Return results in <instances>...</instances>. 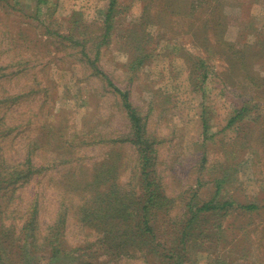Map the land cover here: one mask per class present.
<instances>
[{
  "label": "rangeland",
  "instance_id": "1",
  "mask_svg": "<svg viewBox=\"0 0 264 264\" xmlns=\"http://www.w3.org/2000/svg\"><path fill=\"white\" fill-rule=\"evenodd\" d=\"M111 1H0V150L8 160L5 165H25L30 159L38 169L47 168L43 175L34 174L27 184L0 189V227L19 231L37 198L42 229L54 225L62 201L63 171L75 164L91 167L106 160L111 152L116 160L119 158V183L130 187L138 154L126 141L131 132L122 103V94L126 93L146 119L149 134L156 138V176L166 197L176 199L170 210L160 214L158 225L168 229L173 222L183 220L181 197L197 192L201 199H210L215 179L226 168L229 181L223 196L239 205L259 204L263 211L247 216L231 210L223 221L217 215L210 217L207 226L220 221L229 230L241 224L245 229L260 228V232L264 229V143L256 142L257 153L251 151L252 147H239L236 155L230 152L235 145L245 144L241 136L252 131L261 136L264 89H243L234 84L226 72L228 64L221 56V46L213 47V42L210 46L204 38H222L218 31L226 28V40L239 46H260L258 52H262L254 67L264 76V0H203L193 17L183 14L174 18L166 14L170 10H164L162 0H117L110 41L100 48L96 64L105 77L94 73L82 47L74 41L87 40L84 50L91 61L95 60L94 44L104 32ZM215 13L222 14L223 29H213ZM206 21L210 22L209 30L202 26ZM143 55L148 58L134 67V60ZM199 60L205 61L209 70L203 93L197 92L193 87L196 81L192 82L193 74L203 71L195 69ZM246 101L257 106L248 116L255 118L262 112V120L250 128L244 126L241 133L236 125L227 128L235 108ZM44 129H52L64 140L46 141V137H40ZM233 143L237 144L231 148L229 144ZM71 217L62 229L61 241L71 252L62 258L63 264H105L109 258L87 244L97 233ZM158 232L157 243L163 238ZM241 233L238 230L234 236L238 239ZM258 233L242 238L246 243L238 251L232 249L233 234L224 236L226 244L191 238L181 264H208L210 259L232 253L237 264H260L262 254L253 255L260 241ZM176 242L181 244L179 239ZM18 245L9 244V248L19 254ZM244 246L248 248L247 260L242 259ZM47 255V251H39L22 264H47ZM18 263L19 257L14 255L13 264ZM108 264L145 263L141 256Z\"/></svg>",
  "mask_w": 264,
  "mask_h": 264
},
{
  "label": "trees",
  "instance_id": "2",
  "mask_svg": "<svg viewBox=\"0 0 264 264\" xmlns=\"http://www.w3.org/2000/svg\"><path fill=\"white\" fill-rule=\"evenodd\" d=\"M162 1L164 10H170V12L166 11L167 15L172 16H168L170 18L183 14H188L190 17H193L204 4L203 0ZM116 5L117 0L110 2L105 14L104 32H101L102 34L96 37V39H99V42L94 44L95 60L91 61L88 51H85L87 47L86 43H88L87 40L74 41L76 45L82 47L83 56L94 67V73L96 74L104 75V72L96 64L98 63L100 48L103 44H107L110 41L112 31L111 22L116 13ZM11 7L12 9L18 10L16 5H12ZM214 17L216 20L212 25L213 29H220L221 26L223 29L224 18L222 14L215 13ZM209 25L210 22L206 21L202 26L206 30H209ZM225 31L226 28L222 32L221 30L218 31V34L222 38L205 36L204 39L210 46L212 42L213 47L215 45L221 46L223 50L221 56L228 64L226 72H228L232 82L242 86L243 89H261L262 87L264 89V76H261L254 67L258 61L257 57L262 52V50L258 52L260 46L256 45L255 47L254 45H243L242 43L239 46L240 44L238 42H230L224 38ZM55 37L58 38V36ZM91 39L95 40V38ZM69 40L72 41L75 39L69 38ZM261 47H264V42L261 43ZM147 58L148 56L143 55L134 60L132 65H136V68H138ZM195 64L196 62L193 63V65ZM195 66V69H203V71L199 72V74H193L194 78L192 82L196 81L193 87L197 92L203 93L205 84L209 80V70L207 69L208 67L205 61H200ZM219 73L220 75L218 76L222 79V73ZM122 99L123 106L131 123V132L126 141L130 142L136 148L138 154L136 165L133 168L134 172L129 182L131 184L130 187L124 188L119 183L120 162L119 158L116 160V154L112 152L106 160L95 163L91 167L83 164L68 166L61 174V178L64 180L62 184L64 188L61 192L62 201L56 223L46 229H42V225L38 221L40 210L38 203H36L38 201L36 196L37 199L34 202L35 205L32 212L25 219L19 231L14 227L8 230H2V227H0V264H13L14 255L17 258L19 257L18 264H22L24 259L27 260L28 257H32L39 251L48 252L47 264H63L62 258H66V255L71 252L66 250V246H64L65 242L61 241L62 229L64 227L66 228L71 217L72 209L74 210L72 212L78 223L82 224L87 230H92L97 233L95 240L93 242H87V244H91L92 248L90 249H93V247L98 248L102 254L109 258L105 264L112 261H120L124 258L128 260L138 259L141 256L145 264H181L184 261L185 255L183 251L186 249V246L189 252V244L186 243L191 238L197 239L202 237L204 242L211 243L215 241L218 244H226L227 241H225L224 236L229 234L231 236L233 234L231 238L234 243L232 249L238 251V248L246 243V240L242 238H248L252 234L256 235L255 232H259L260 228L254 226L252 228L249 227L250 229H245L241 224L237 229L235 226H232L231 228L233 230H229L227 227L224 228L220 221L212 223L211 227L207 226L210 217L217 215L218 219L223 221L225 215L229 214L231 210L247 216H255L263 211V207L259 204L239 205L231 197L226 198L223 196L222 192L229 181L226 168L222 170V176L215 179L214 193L210 199H201L197 192H192L187 198L181 197L185 210L183 220L178 223L173 222V225L168 229H164L158 225V217H160V214L170 210L173 203L176 202V199L172 200L166 197L160 178L156 176L155 168L158 156V150L155 147L156 138L149 134L146 119L141 117L137 107L131 104L128 94H122ZM262 100L264 103V97ZM255 109H257V106L251 105L247 101L241 106L238 105L228 121L227 128H232L236 125L237 132L241 133L244 126L250 128L252 124L261 121L262 112L257 114L255 118L248 116V112L250 110L255 111ZM247 118L248 120L246 121ZM207 127V122L204 121L205 130ZM43 136L46 137V141L49 140L50 142L55 141L59 137L63 139V136L58 135L56 132L54 133L52 129H44L40 137ZM241 140L245 144H229L231 148L237 144L230 154L236 155L239 147H252L251 151L257 153L255 149L256 145L259 144L256 142L260 143V140H262V143H264V130L261 136H257L252 131V134L247 133L245 137L241 136ZM29 154H33V152ZM4 156L6 155L3 149H1L0 189L6 185H11L15 188L19 185L27 184L34 174L40 172L43 175L47 171V168L38 169L32 164L30 159H27L25 165H5L8 163V160ZM133 182L134 184H132ZM70 195L74 197L71 198L69 197ZM77 201L78 204L75 208L74 203ZM254 212L258 214H254ZM238 230L243 231V233L237 239L235 237L236 235L234 236V232ZM158 231H161L163 234V238L160 239L161 242L159 243H157V239H159ZM258 235L260 241L255 250L252 247L254 250L253 255L262 254L259 263L264 264V259H262L264 256V229ZM178 239L181 244L175 243ZM3 244L8 245L5 247ZM9 244H21V246L18 245L20 247H17L19 254L11 251L10 249L12 247L9 248ZM242 249L244 251L242 259L247 260L248 257L245 251L248 252V248L244 246ZM224 256H219L214 261L210 259L208 264H237V260L234 259V253L231 255L225 254ZM72 262L74 263L75 260Z\"/></svg>",
  "mask_w": 264,
  "mask_h": 264
}]
</instances>
